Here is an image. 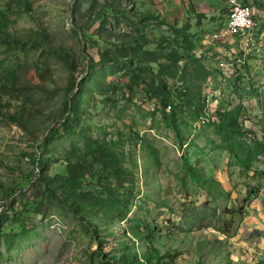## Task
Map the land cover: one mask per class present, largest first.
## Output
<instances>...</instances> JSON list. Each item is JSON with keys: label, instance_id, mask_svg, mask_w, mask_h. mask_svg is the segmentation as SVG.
Listing matches in <instances>:
<instances>
[{"label": "rangeland", "instance_id": "374dc122", "mask_svg": "<svg viewBox=\"0 0 264 264\" xmlns=\"http://www.w3.org/2000/svg\"><path fill=\"white\" fill-rule=\"evenodd\" d=\"M202 1L215 12L190 16L192 53L168 29L183 18L159 0H0V227L15 222L0 234V264H150V251L156 264H264V0H247L263 16L260 51L236 66L241 80L222 77L204 38L225 29L224 2ZM112 51L116 61L99 60ZM134 56L139 75L123 62ZM169 93L179 98L171 111L160 100ZM71 95L75 118L64 124ZM206 109L214 120L198 124ZM90 141L122 143L114 152L134 188L121 210L64 200V157ZM45 190L52 198L29 208Z\"/></svg>", "mask_w": 264, "mask_h": 264}, {"label": "trees", "instance_id": "16d2710c", "mask_svg": "<svg viewBox=\"0 0 264 264\" xmlns=\"http://www.w3.org/2000/svg\"><path fill=\"white\" fill-rule=\"evenodd\" d=\"M23 6L24 10H30V6L27 2H25ZM1 26L4 28L6 26V22L1 21ZM188 28V23H185L179 29L174 28L172 26H170L168 29H170V32L172 33L171 38L173 40L182 38L183 42L188 44H194L195 46H192L193 53V51L197 48L198 44L195 43L196 35L189 33ZM83 39H86V37L83 36ZM147 41L148 40L146 39L143 42ZM201 41L202 40H198V43ZM143 44L144 43H139L136 45L140 52L145 53L143 49H140L143 48ZM164 44L165 43H163V45ZM114 48L115 47L113 46V49ZM194 56H189V58L193 60L195 59ZM114 57L115 55L113 51L111 52L110 56H108L105 52L100 54L99 60L102 62L116 61V58ZM136 57L138 60V56ZM136 57H131V60L129 62H123L127 67L134 71L135 75H139V71L133 68V62ZM70 58L71 56L69 54H65L64 59L66 60V64L70 70L68 91L71 94L76 88L77 79L74 76L75 68ZM179 69L181 70V68ZM36 70L37 75L39 77H42V72L46 70V66L43 67L40 64H36ZM148 70L149 72L151 71L155 73V71L152 69L150 70V68ZM237 74L235 77H238L239 80L244 78L240 73L238 75ZM138 78H140V76H138ZM10 81L15 82L14 78L10 79ZM161 83L163 85L161 86L159 84L161 88L166 89L167 83L164 77ZM154 86H152L151 83L150 87L153 90H157L159 93H161V89H156V87ZM160 100L162 101V105L165 110H167L169 106H171V110H173V108L177 104H179L178 96L172 97L170 93L168 95H163L162 97H160ZM76 109L77 105L75 98L73 95H71L66 106V112L68 115L64 118V124H68L70 123V121L74 120ZM236 113L237 111L228 113V117L230 118V120L235 119ZM56 131L57 130L53 127L46 133V136L43 138L41 145L37 147L38 153L42 151L41 149H44L45 146L50 144V142L56 135ZM236 131V129L233 130V132ZM120 144L122 143L118 141H110L104 143L90 141L82 152H79L75 147H73L71 151L65 155L64 162L66 163V167L62 175L59 176L57 183L58 185H60L61 192L64 195V200L66 202H69L71 206H78L80 203L83 204V208L78 209L81 211H87L89 210L90 206L94 207V205H99L103 209L107 208L109 210L107 211V213H112L113 211L111 210L114 209L121 210V208L124 206V201L126 199L124 191L134 188V174L131 171L123 169L119 163L118 155L114 152V148L118 147ZM32 162L37 165L38 169H40L38 162ZM11 195L12 194H9V197ZM53 195L54 192L51 193V191L49 190H45L38 193L37 196H33L32 200L29 201V208L35 209L39 204L47 203V201L50 199V196L52 198ZM95 217L96 215L92 214V216H90V219H94ZM14 223L15 222H12L11 225H9L7 228L0 227V234H5L6 229L9 228L10 231H13L15 229L13 227ZM153 252L155 253L156 250H154ZM151 255V251L148 252V254L146 255L149 263L156 264V261L153 262L152 260H150ZM124 257H121L120 259ZM156 258L157 260L160 259L158 255H156ZM132 262L134 264H144V260L136 262L135 256H133Z\"/></svg>", "mask_w": 264, "mask_h": 264}, {"label": "built area", "instance_id": "2783aa9c", "mask_svg": "<svg viewBox=\"0 0 264 264\" xmlns=\"http://www.w3.org/2000/svg\"><path fill=\"white\" fill-rule=\"evenodd\" d=\"M225 6L227 9L225 29L208 33L205 39L221 54L217 68L222 77L232 78L237 73L236 66L249 51H260L257 37L259 19L263 16V12L247 0H225ZM222 44H227V47H223ZM204 53L205 51H201V54ZM168 110H171V106ZM211 120L214 118L210 117V110L206 109L199 117L198 124H205Z\"/></svg>", "mask_w": 264, "mask_h": 264}, {"label": "crops", "instance_id": "0c3cea01", "mask_svg": "<svg viewBox=\"0 0 264 264\" xmlns=\"http://www.w3.org/2000/svg\"><path fill=\"white\" fill-rule=\"evenodd\" d=\"M223 2H224L223 3L224 6H225V0H223ZM154 7L156 9L158 7H161L164 10H166L167 11V16L169 17V19L172 18L174 13H176V15H180V17L183 18V19L180 20V21L179 20L175 21V23L170 25V26H172L174 28H177V29L181 28L185 23H188V26H189V24L191 25L190 19L192 17H196L197 15L201 14V13H199V11H202V13H206L205 17L213 16L214 12H215V10L213 8L209 7L202 0H185L184 2H181L180 0H165V1L159 0V2H156V5ZM224 8L226 9V6ZM185 10L189 11V16H188V13L186 14V16L184 15L185 14ZM190 16H192V17H190ZM197 18H198V16H197ZM184 21H185V23L183 24ZM165 25H168L166 21H165ZM212 32H214V31H212ZM200 52H201V50H200ZM202 55H204V54H202ZM202 55L200 54L199 57H201Z\"/></svg>", "mask_w": 264, "mask_h": 264}]
</instances>
